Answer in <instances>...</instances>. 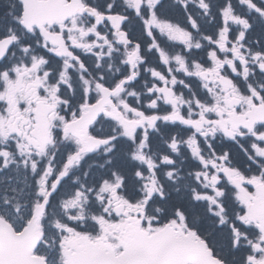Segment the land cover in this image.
Masks as SVG:
<instances>
[{
    "label": "snow or ice",
    "instance_id": "snow-or-ice-1",
    "mask_svg": "<svg viewBox=\"0 0 264 264\" xmlns=\"http://www.w3.org/2000/svg\"><path fill=\"white\" fill-rule=\"evenodd\" d=\"M0 264H264V0H0Z\"/></svg>",
    "mask_w": 264,
    "mask_h": 264
},
{
    "label": "flooded vegetation",
    "instance_id": "flooded-vegetation-1",
    "mask_svg": "<svg viewBox=\"0 0 264 264\" xmlns=\"http://www.w3.org/2000/svg\"><path fill=\"white\" fill-rule=\"evenodd\" d=\"M235 151V150H234Z\"/></svg>",
    "mask_w": 264,
    "mask_h": 264
}]
</instances>
